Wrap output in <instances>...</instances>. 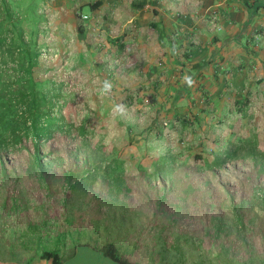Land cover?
Masks as SVG:
<instances>
[{"label": "crops", "instance_id": "1", "mask_svg": "<svg viewBox=\"0 0 264 264\" xmlns=\"http://www.w3.org/2000/svg\"><path fill=\"white\" fill-rule=\"evenodd\" d=\"M51 2L59 14L58 23L67 30L79 25L76 17L79 6V13L92 17L89 27L117 28V40L107 34L109 47L116 50L117 58L123 54L121 48L128 44L134 46L129 55L133 70L117 71V94L123 98V104H145L148 99L164 95L169 103L170 95L179 92L177 106L194 110V127L199 139L207 135L209 126V137L215 134L220 140L218 134L225 133L228 140L253 143L256 154L264 155V0ZM96 2L102 5L95 10L90 7L91 12L84 13L85 6ZM41 3L39 0V7ZM214 16L215 23L212 22ZM62 39V35L58 36V43H62ZM87 58L88 55H79L80 61ZM171 81L176 84L174 88L169 86ZM126 91L133 97L129 101L125 99ZM186 93H191V98H186ZM251 163L253 167L264 165V162ZM100 201L89 203L90 208H82L81 216L75 214L81 219V227L76 231L72 229L77 217L74 209L70 216L53 217L55 224L45 229V225L38 223L27 225L26 217L36 219V216L21 211L22 202L19 203V212L0 216V264H54L42 257L47 251L58 253L61 264H115L103 253V248L109 244L115 245L119 255L132 264H264L263 240H258L250 251L253 256L245 255L244 245L241 260L218 262V250L211 246L209 250L204 248L208 259L203 260L198 238L201 233H187L192 238L190 244L180 238L184 234L178 228L182 214L175 213L177 219L171 215L169 197L162 198L160 203L157 201V205L162 206L161 213L168 216L167 224L157 233L162 240L160 247L155 245V233L151 234V229L135 231L134 226L130 229L122 224L138 218L135 210L107 209L110 203L100 204ZM25 203L24 200V207ZM61 205L66 207L64 199ZM165 205L168 208H163ZM93 211L97 214H91ZM123 212L127 219L121 217ZM254 215L259 219L264 216L260 212ZM58 220L65 221L61 229ZM171 223L177 228L171 230ZM171 235H176V240L171 242ZM185 245L198 256L193 259L186 256ZM52 246L55 249L45 248Z\"/></svg>", "mask_w": 264, "mask_h": 264}, {"label": "rangeland", "instance_id": "2", "mask_svg": "<svg viewBox=\"0 0 264 264\" xmlns=\"http://www.w3.org/2000/svg\"><path fill=\"white\" fill-rule=\"evenodd\" d=\"M8 1L13 4L17 12L24 13L30 0ZM51 1L49 4L55 17L50 32L53 33L55 40L48 45L59 55L58 60L54 62L45 61L46 65H44L48 70L51 69L52 78L56 81L54 90L59 96L55 100L54 119L51 120L52 123L50 124H56L51 128L53 131L51 141H54L58 148L62 146L64 134L67 133V141L71 144V148L76 149L81 144L83 149L109 156L102 157L101 160L105 161L104 163L95 164L89 161L79 169H67L66 166L71 164L70 158L67 157H61L62 161L58 160L52 164H48V161L53 157H48L47 160H44V167L34 168L31 167L32 161L27 151L13 155L12 159L15 162L7 165L11 167L5 169V165H0V216L12 211L19 212V203L22 202L23 204L25 200L26 206L21 204V211L27 215L36 216V219L27 216V225L38 223L45 225L44 228L48 229V225L51 228V225L55 224L52 219L56 215L70 216L74 213L75 217L81 216L82 208H90L92 205L89 203L97 202L94 198L97 197L101 200L100 204L110 203L106 206L107 209L112 207L116 210H135L136 217L139 214L137 219L121 223L130 229L134 228L135 231L137 228H145L147 231L151 229V234L155 233L153 236L155 245L160 247L162 240L157 237V233L162 229V225L167 224L168 216L161 213L162 206L157 205L156 192L146 186V180H153L154 178L151 176L152 166L170 164V153L174 152V155H180L177 158L178 170L176 174H181L179 177L181 178L185 166L193 162L192 156L194 154L205 152V161L213 162L219 154L226 152L230 143L237 141L228 140L225 133L218 134L220 140L215 138V134L209 137V126L206 128L207 135L205 132V137L199 139L194 124L187 128L172 124L174 112L171 113L166 109L169 108L170 104L165 101V95L155 101L152 98L148 99L145 104L142 102L137 105L133 103L123 104V98L117 94V71L119 69L133 70L134 63L129 59V55L134 50V46L132 44L126 45L122 56L117 58L116 50L109 47L111 44L107 40V34L117 40V28L105 30L97 26L89 27L92 24V17L79 13V6L76 9L79 25L76 29L67 30L58 23L59 14L54 10ZM90 12V7H84V13ZM82 16H88L89 19L83 21ZM80 26H83L87 32L86 41L84 39L78 40ZM61 35L63 41L58 43L57 37ZM89 43L90 47L88 46ZM42 44L47 45L46 41H43ZM79 55H88V58L80 61ZM75 57L76 59H74ZM126 94H128L127 91ZM149 95H147L148 98ZM161 103L163 104L162 107L160 106ZM190 112H194V110L180 108L181 115H188ZM54 121L57 122L53 123ZM117 122H122L123 130H117ZM129 128H131L130 137L129 135L126 136ZM162 128H164L165 137L159 138L158 134ZM141 135L143 137H140ZM117 137L122 139L121 145H127L121 150L126 148V154L132 152V156L137 157L126 165L129 167V173L123 174L121 164L116 160L118 154ZM133 137L134 140H138L130 144L129 140H132ZM30 146L32 145L30 144ZM181 153L183 154L181 155ZM79 154L80 157L85 156L86 160L85 153L79 152ZM225 168L227 171L221 172L223 183H233L239 187L244 184V190L249 192V195H251L252 182H258L261 187H264V167L262 166L255 168L249 160H238L228 162ZM142 170L145 171L144 174H147L145 179ZM204 175L206 178L211 176L209 172ZM217 180H214V185H216L215 199L203 200V197L208 196L205 193L206 189L204 187L199 189V184L194 183L195 180L191 187L188 186L191 182L183 181V189L188 191L187 194H184L188 196L187 199H179L175 192L173 195L169 194L172 203L169 205L171 215L175 216L177 212L182 214L179 216L180 227L178 228L180 232L200 233L199 230L208 225L212 217L218 216L217 212H220L218 209L223 208L226 218H232L231 199L227 196L224 188L218 186ZM152 186L160 185L154 181ZM63 199L66 201V207L61 205ZM71 204L73 205L71 206ZM211 204H215L216 211L214 207L209 206ZM163 208H168V205ZM254 212L262 213L259 205H255ZM91 214L96 215L97 211H93ZM120 214H123L121 215L122 218L127 219L124 212ZM175 218L177 219V216ZM61 224H65V221L58 220L59 229H61ZM131 225L134 227L131 228ZM170 225L171 230L177 228L172 223ZM69 227L68 229L71 228ZM79 227H81V219L77 216L72 229L75 230ZM176 238V235H171L170 241L172 242ZM180 238L184 239L181 235ZM198 238L201 239L200 242L207 250L211 246L219 250L208 239H204L202 236ZM188 247L186 246V256L191 257V259L197 257L198 253H193L192 249H188ZM45 248L55 249L54 246Z\"/></svg>", "mask_w": 264, "mask_h": 264}, {"label": "trees", "instance_id": "3", "mask_svg": "<svg viewBox=\"0 0 264 264\" xmlns=\"http://www.w3.org/2000/svg\"><path fill=\"white\" fill-rule=\"evenodd\" d=\"M41 2L44 3L46 0H40ZM38 3L39 0H30L27 3V10L20 13L17 12L10 1L0 0V165H5V169L11 167L7 165L15 162L12 156L22 151L29 153L32 161L31 167L34 168L44 167V160H47L48 157H53L48 161V164L56 163L58 160L62 161L61 157L70 158L71 164L66 166L67 169H79L89 161L95 164L104 163L105 161L101 159L103 156L108 157V154L100 155L99 152L83 149L81 144L76 149L71 148V144L67 141V133L64 134L62 146L57 148L54 141H51L53 139L51 128L56 124H50L52 123L51 120L54 119L55 100L59 96L54 90L56 81L52 78L51 69L45 68V61L41 59L40 50L44 46L42 43L46 31L41 27L44 18L38 13ZM101 5V2H96L89 7L95 10ZM85 36V28L80 26L79 38L85 39ZM121 49L124 51L125 47ZM174 85L176 84L171 81L169 86L174 88ZM156 89L157 87L154 85V91ZM127 93L124 95L126 101H129L133 97L130 95L131 92L128 91ZM178 93L169 94L171 98L169 97L170 102L168 104L171 106L169 105V108L166 109L171 113L174 112L172 124L187 128L195 123L194 112H190L187 116H181L180 107L177 106ZM185 96L191 98V93H186ZM156 99L155 96L154 101ZM160 106L162 107L163 104ZM130 129L126 136L129 135L130 137ZM163 129H160L159 138L165 137ZM117 130H123L122 122H117ZM61 131L63 132L62 129ZM140 137H143V135ZM131 139L129 140L130 144L138 140L136 138L134 140V137ZM121 140L117 137L118 154L116 160L121 164L124 174L129 173V167L126 165L130 164L132 159H137V157L132 156V152L126 154V148L121 150L127 146L121 145ZM254 146L253 143L249 142L230 143L226 152L219 154L213 162L205 161V152L196 153L192 156L193 162L185 166L181 178H179L181 174H176L178 170L177 158L180 155H174V152H172L173 154L170 153L169 157L171 163L153 165L151 176L154 178L153 180H146V186L156 192V201L160 203L162 198L165 199L169 197V194L173 195L175 193L179 196V199H187L188 196L184 194H187L188 191L183 189V181L191 182V184H187L191 187L194 180L196 181L194 183L199 184V189H202V187L206 189L205 193L208 196L203 197V200L215 199L216 185H214V180L218 179V186L223 187L227 196L231 199L232 218H226L223 208L218 209L220 211L217 212L218 216L212 217L211 222L205 225L200 232L202 238L208 239L213 246H217L219 249L218 262L241 260L242 246L244 245L245 255L253 256L250 251L254 249L258 240L264 241V216L261 219L256 215L252 216L255 213V205H259L260 211L264 215V187H261L258 182H252L251 195H249V192L244 190V184L239 187L233 183H223V180H221V172L227 171L225 167L230 161L249 160L254 161L255 164L264 162V155L256 154ZM45 150H47V153H45ZM79 152L85 153L86 160L85 156L80 157ZM75 155L77 157H74ZM200 163H203V165H200ZM261 166L264 167V165ZM207 172L211 174L210 178L204 177ZM142 173L143 178L146 177L145 171ZM251 180L253 179L251 178ZM154 181L158 182L160 186H152ZM94 198L99 200L97 197ZM209 206L214 207L215 211L217 210L215 204ZM188 235L184 233L182 237L190 244L192 238ZM201 249L202 259L207 260L208 253L202 242ZM103 253L111 258L115 264H132L119 255L118 249L113 244L105 246ZM42 257L52 260L54 264H61L59 254L56 252L47 251L43 253Z\"/></svg>", "mask_w": 264, "mask_h": 264}, {"label": "built area", "instance_id": "4", "mask_svg": "<svg viewBox=\"0 0 264 264\" xmlns=\"http://www.w3.org/2000/svg\"><path fill=\"white\" fill-rule=\"evenodd\" d=\"M51 0H46V2H44L42 5H41V7L39 8V11H38V13L40 14V15H42L43 16V23H42V29L43 30H45L46 31V36L45 37H43V41L45 42L46 41V43H47V45L46 46H43L42 48H41V50H40V54H41V59L43 60V61H47V62H54V61H56V60H58L59 59V55H58V53L55 51V50H53L49 45H48V43L50 44V43H52V42H54V40H55V38H54V36H53V33L52 32H50V29H51V27H52V25H53V19H54V17H55V15H54V13L52 12V9H51V7H50V4H49V2H50ZM82 19H83V21H86V20H88L89 18H88V16H82ZM212 22L213 23H215L216 22V17L214 16L213 18H212Z\"/></svg>", "mask_w": 264, "mask_h": 264}, {"label": "clouds", "instance_id": "5", "mask_svg": "<svg viewBox=\"0 0 264 264\" xmlns=\"http://www.w3.org/2000/svg\"><path fill=\"white\" fill-rule=\"evenodd\" d=\"M192 83V81L189 79V84H191Z\"/></svg>", "mask_w": 264, "mask_h": 264}]
</instances>
